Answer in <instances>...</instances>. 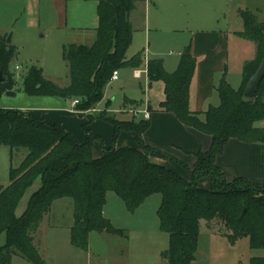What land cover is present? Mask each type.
<instances>
[{
	"label": "trees",
	"instance_id": "trees-1",
	"mask_svg": "<svg viewBox=\"0 0 264 264\" xmlns=\"http://www.w3.org/2000/svg\"><path fill=\"white\" fill-rule=\"evenodd\" d=\"M139 1L144 0H100V24L94 43L64 46L70 74L67 86L48 79L42 68L35 65L25 76V91L31 96L76 100V110L89 114L85 128L96 117L114 126L113 145L105 149L102 157L93 156V143L99 137L92 132L79 141L61 124L20 109L0 107V146H8L12 157L22 148L28 151L20 165L11 166L9 184L0 185V233L6 234V243L0 246V264H11L14 255H21L33 264H45L34 245V233L53 202L60 198L74 200L71 240L75 246L86 250L92 231L124 235L125 230L115 227L104 215L109 191L122 198L132 213L151 195L161 194L158 217L161 229L170 237V247L165 253L169 264H192L196 260L201 220L211 222L219 218L231 230L227 236L232 242L248 237L250 248L264 249V183L256 185L245 177L229 181L216 163L231 138L264 144V128L255 125L264 120V79L254 99L244 96L249 80L264 58V22L251 10H240L244 30L237 34L256 44V57L245 63L239 89H234L226 73L223 74L216 86L220 104L210 105L203 113L189 107L197 65L191 45L184 48L178 68L172 73L165 69L162 59L148 62L150 81L165 84L163 110L212 136L210 149L198 152L188 180L154 160L168 155L145 143L148 120L124 121L107 112L90 114L104 99L114 71L144 63L141 54L127 59L134 34L129 17ZM16 54L11 35H0V97L16 84L10 72ZM121 131L134 135L141 149H117L115 141ZM204 177L211 178L209 189L197 184ZM37 180L40 187L18 215L21 200ZM250 264H264V257H252Z\"/></svg>",
	"mask_w": 264,
	"mask_h": 264
},
{
	"label": "crops",
	"instance_id": "crops-1",
	"mask_svg": "<svg viewBox=\"0 0 264 264\" xmlns=\"http://www.w3.org/2000/svg\"><path fill=\"white\" fill-rule=\"evenodd\" d=\"M219 1L212 0L211 3L212 7H215L213 15L209 18L212 23L218 22L221 16L225 14L222 8L219 11L217 10ZM231 2L232 0H224V5L227 7V26L224 28L214 25L200 26L191 31L192 36L188 45L192 46V52L197 59V65L190 87L189 103L190 109L194 112L203 113L210 105L217 106L220 104V97L216 86L224 73H226L229 84L234 89H239L243 83V67L245 63L256 57V44L237 34L244 30V24L242 25L240 21V18H242L240 10L246 9L238 6L232 12L231 5L233 4ZM187 3H190V0H144L136 3L135 9L132 10L129 17L134 29L131 45L136 40L138 29L136 24L142 15L145 17V36L139 44H136L137 46L132 54L129 55L127 52V59L141 54L144 63L139 67L120 69L118 79L111 81L107 88L109 85L121 81L122 78L126 77L127 79L135 81V83L132 82L130 84L134 90L140 87V90L144 92L145 100L141 99L139 101L125 98V103L120 109L114 108L112 110V102L108 97L106 88L105 96L102 100L107 103L105 108L100 106L101 101L96 109L90 111V114L98 115L107 112L117 119L124 121L134 119L148 120L150 126L143 136L145 143L168 155L167 157L157 158L161 165L190 180L189 169L192 170L195 167L199 151H207L210 149L212 136L184 124L174 113L163 110L161 103L166 99L165 84L163 81L152 82L148 76V62L151 59H162L164 67L168 72L172 73L176 71L181 59V53L188 46L181 47L179 57L174 59L173 55L175 52L173 50L168 52L159 43L152 45L150 28L152 17L156 20L157 28H155V31L160 37L164 32V25L171 21L168 16V13L171 11L170 9L174 11L182 9L186 7ZM247 3V0H243V6L248 7L246 5ZM99 4L100 0H45V6L47 8V11H45L41 9L43 6L42 0H27L26 28L31 30L37 28L45 30L43 22L45 23L46 21L59 34L63 35L62 40L65 41L63 42V48L65 45L70 44L92 45L96 39L97 29L100 24ZM253 6L256 9L255 13L257 15L261 14V7L257 6V4H253ZM175 31L182 32L184 30L175 29ZM7 32V30L0 27V35H5ZM46 35L47 33H43L41 38H45ZM159 37L157 39L160 41L162 37L160 39ZM185 43L186 40L183 42V45ZM33 62L35 63V61ZM33 65L38 66L37 64ZM16 67L18 68L20 66L17 65ZM128 86L129 84L125 82L122 88L126 89ZM42 97L44 99H41V104L22 110L26 114L46 119L50 123L65 126L79 141L87 139L90 136L89 132H92L99 137L93 143L94 158L102 157L105 149L113 145L115 130L109 121L101 117H96L85 128V125L89 122V114L84 111L73 110L71 100L61 97L59 99L51 96ZM49 97L53 99H46ZM141 104L144 107L140 106ZM145 110L150 112L148 119L144 117ZM137 117H140V119ZM256 126L264 128V120L258 121ZM115 147L117 149L123 147L141 149L134 135L126 131L120 132L115 141ZM216 163L229 181L237 177H245L256 185H262L264 183L263 143H249L237 138H231L226 143L223 153L218 156ZM197 184L203 189H209L211 186V178L204 177ZM0 185H4L1 180ZM62 199L64 198L57 200ZM54 202L50 212L43 217L38 230L34 233L33 242L45 264H64L65 261L71 259V256L74 257L75 249H84L75 246L71 238L69 240L71 244L68 241L62 242L61 240L55 239L58 236V232L62 229L63 224L56 223L51 219ZM108 204L109 199L107 195V202L103 210L105 216ZM140 208L141 206L137 209L134 216L138 214L139 210H141ZM205 223H207L205 220H201L200 236L202 235L203 228L204 232H207L208 235L215 232L212 227L209 229L210 231L206 226L203 227ZM65 225L64 230L69 232L71 237V230L75 225V208L72 220L69 219ZM105 234L107 232H90L88 248L85 250L89 264L92 261L93 254L96 253L92 240L94 238H104ZM51 237H53L52 240ZM97 255L103 258L105 254L98 252ZM16 256L21 259L20 264H33L21 255ZM20 256L25 259H22ZM13 259L11 264L14 262Z\"/></svg>",
	"mask_w": 264,
	"mask_h": 264
},
{
	"label": "rangeland",
	"instance_id": "rangeland-1",
	"mask_svg": "<svg viewBox=\"0 0 264 264\" xmlns=\"http://www.w3.org/2000/svg\"><path fill=\"white\" fill-rule=\"evenodd\" d=\"M247 1L246 5L248 7H245L243 6V0H232L231 11L233 12L238 6H242L244 9L255 12L256 9L253 8V4H257V6L261 7V14L258 16L264 22V0ZM211 3L212 0H190V3H187L186 7L182 9L175 11L170 9L168 16L171 21L164 25V32L160 37L155 31V28H157L156 20L152 17L150 27L152 45L159 43L164 50L168 52L173 50L175 52L173 57L177 59L180 48H184L183 46L189 44L192 36L191 31L200 26L214 25L223 28L227 26V7L224 5V0L219 1L217 10L219 11L222 8L225 14L216 23H212L209 20L215 10ZM26 5L27 0H0V27L8 31L6 34L12 36L11 42L17 47V54L10 64V72L16 80V84L11 91H5L0 97V106L7 109L22 110L30 108L41 104V99H44L42 96H31L25 91V76L33 64L42 67L44 75L60 86H67L70 82L69 63L64 58L63 42L65 41L62 40L63 35L59 34L46 21L45 23L43 22L45 30L26 28ZM42 5L41 9L47 11L45 0H42ZM240 21L243 25L244 21L242 18H240ZM144 24L145 17L142 15L136 24L138 28L136 40L128 50L129 55L136 48V44H139L145 36ZM175 29L184 31L176 32ZM43 33H47L45 38H41ZM157 36L159 39L162 37L160 41ZM185 40L186 43L183 45ZM17 65L20 67L17 68ZM125 82L129 84L126 89L122 88ZM132 82L135 83L132 79L124 77L121 81L109 85L107 94L112 102V110L114 108L120 109L125 103V98L139 101L141 99L145 100L144 92L140 90V87L134 90L130 85ZM9 92H13L15 95H9ZM57 98L59 99L60 97ZM46 99L53 98L49 97ZM106 104V101H102L100 106L105 108ZM140 106L144 107L143 104ZM137 118L140 119V117ZM27 152V149L22 148L12 157L9 147H0V180L5 186L10 182L11 166L20 165ZM157 158L159 157H155L154 160L158 161ZM40 184V180H37L28 189L17 208L18 215L24 212L31 194L40 187ZM108 199L109 204L106 208V216L115 227L124 229L125 234L107 233L104 238H94L92 242L96 253L93 254L90 264H169L165 253L170 247V237L169 233L161 229L158 217V209L162 201L161 194H153L147 198L136 216H134L136 212H130L125 201L115 192L109 191ZM74 208L75 205L72 198H64L54 202L51 219L64 225H62V229L58 232V236L55 239L62 242L68 241L71 244L69 241L71 238L70 233L64 229L65 224L69 219L72 220L74 216ZM206 222L203 227L206 226L208 230L212 227L215 232L208 235L207 232H204V228L202 229L197 259L192 264H250L252 257H264V249L250 248L248 237L232 242L227 236L232 232L221 219L216 218L211 222ZM5 243L6 234L2 232L0 233V246ZM74 251V257L71 256V259L65 261L64 264H89L85 250L75 249ZM98 252L104 253V257L98 256ZM13 258V264L21 263V259L16 255Z\"/></svg>",
	"mask_w": 264,
	"mask_h": 264
},
{
	"label": "water",
	"instance_id": "water-1",
	"mask_svg": "<svg viewBox=\"0 0 264 264\" xmlns=\"http://www.w3.org/2000/svg\"><path fill=\"white\" fill-rule=\"evenodd\" d=\"M263 79H264V58L256 73L249 80L244 92V96L248 99H254ZM8 94L15 95V93L13 92H9Z\"/></svg>",
	"mask_w": 264,
	"mask_h": 264
},
{
	"label": "built area",
	"instance_id": "built-area-1",
	"mask_svg": "<svg viewBox=\"0 0 264 264\" xmlns=\"http://www.w3.org/2000/svg\"><path fill=\"white\" fill-rule=\"evenodd\" d=\"M18 68H19V67H18ZM118 77H119V70H116V71H114L113 76H112L110 82H111V81H114V80H116V79H118ZM76 104H77V101L74 100V101L72 102V109H73V110H76ZM77 111H78V110H77ZM144 117H145L146 119H148V118L150 117V112L147 111V110H145V112H144Z\"/></svg>",
	"mask_w": 264,
	"mask_h": 264
}]
</instances>
